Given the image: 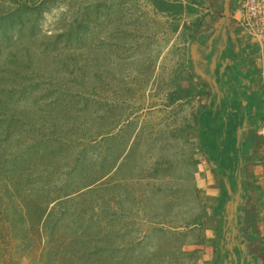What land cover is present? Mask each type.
<instances>
[{"label":"rangeland","instance_id":"obj_1","mask_svg":"<svg viewBox=\"0 0 264 264\" xmlns=\"http://www.w3.org/2000/svg\"><path fill=\"white\" fill-rule=\"evenodd\" d=\"M170 1L182 2L184 10L176 14L158 13L154 0H58L59 4L43 9L35 32L20 29L18 22L6 27V21L0 20V35L4 32L9 37L6 44H0V74L8 70L18 72L21 81L17 83L22 87L31 79L35 80L31 77L37 63L34 57L29 62L25 60L28 48L24 39H30L32 49L33 40L40 39L42 33L53 35L68 26L78 13H83L87 26L81 51L75 50L80 55L74 51L67 60L72 68L79 65L78 72L84 73L80 90L88 96V105L77 113L66 111L55 116L57 123H64L66 119L69 126L72 121L81 126L75 131L67 130L66 134L57 126L60 132L52 145L60 149L59 138L68 140L70 136L73 140L86 139L94 132V127L100 133L97 149L87 152L83 164L76 158L83 140L63 146L55 155H49L45 148V157L38 143L29 154L25 151L20 159L12 161L14 155L21 152L22 149L17 150L20 146L33 147L32 142L38 140L39 135L44 133L45 136L47 130H39L40 122L19 130L8 139H2L0 134V170L11 171L4 173L7 179L13 169L15 174L22 169L33 172L30 173L32 178L22 184L0 178V264H205V251L211 242L205 219L211 215L213 202L206 184L212 187L220 184L214 178L213 168L197 136V119L208 91L194 76L189 53L190 46L201 45L198 30L214 23L212 20L220 15L221 9L209 0ZM12 3L0 0V16L10 10ZM223 12L224 6L220 20ZM228 18L235 29L231 36L237 35L244 46L240 31L232 17ZM226 36V33L221 35L222 39ZM211 49L209 46L208 51ZM18 50L23 52V60L15 61L14 65L4 61L11 52L22 56ZM228 53L232 54L230 49ZM52 54L46 55L49 60H54ZM251 58L259 70L264 91V46ZM57 59L62 60V57ZM68 75L60 73L58 78L68 81ZM76 86L72 80L68 81L67 87ZM4 89V94L11 90L0 81V90ZM178 90L182 95L176 93ZM46 97L27 99L36 111L33 120L43 119L42 125L46 117L51 119L50 112H55V107L46 109ZM15 102L12 99L10 106ZM41 113L45 114L38 117ZM28 115L21 113L24 119ZM85 119L95 120L88 130L84 126ZM212 125L207 120L200 131L206 129V135L218 136ZM232 138L228 137L229 147L233 146ZM256 140L260 160L264 163V118ZM92 154L97 156L95 164H92ZM91 172L93 176L102 177L98 181L99 192L80 197L85 177ZM231 186L227 197L235 192L232 193L236 189L234 180ZM44 191L49 192L48 197L42 195ZM66 193L72 194L65 205L69 212L56 215L63 219L58 223H67L68 228L60 233L65 232L62 235L65 240L66 235L72 238L76 232H81L83 239L79 246L90 235L95 237L92 243L99 247L98 260L79 256L82 250L77 252L78 243L75 246L71 242L61 251L60 245L48 242L44 226L41 231L34 221L21 217L26 214L27 204L42 209L53 202L52 196ZM226 196L219 200V205L222 206ZM50 206H45V213ZM78 206L83 211L78 212ZM91 206L95 207L94 211ZM91 215L96 223L90 221Z\"/></svg>","mask_w":264,"mask_h":264},{"label":"trees","instance_id":"obj_2","mask_svg":"<svg viewBox=\"0 0 264 264\" xmlns=\"http://www.w3.org/2000/svg\"><path fill=\"white\" fill-rule=\"evenodd\" d=\"M10 1H12L13 2L12 4L14 5L11 6L9 8L10 10L8 12H5L3 16H0V20L6 21V27H10L12 25L14 26V24L18 22L16 24L19 25L20 29L25 28L24 30L26 31L29 29L30 32H35L36 26L38 25V22L36 21L42 15L43 9L48 8V7L51 8V5L60 3V2L57 3L58 0H10ZM153 6L158 13L176 14L184 10V6L182 2L180 1L175 2V1H170V0H154ZM191 9L193 8L191 7ZM86 26L87 25L85 23V16L83 15L82 12H80L76 15V17L73 18V20L68 24V26H64L59 32H56L53 35L42 33L40 39L37 38L33 40L32 49L30 47V42H28L30 39H24L25 43L27 44L26 47L28 48L26 49L28 53L25 55V60L27 58L28 59L27 62H29L34 57V60H36L37 62L36 66L33 67L34 74L31 77L35 80H32L30 78L31 82L29 84L27 83L23 84L21 87L20 84L17 83L21 81V78H19V75H18L19 73L18 72L15 73L14 70H8L7 73L0 74V81L4 82V84L7 87H9V89L11 88V90L7 94L3 93L5 89L0 90V134L2 136L1 138L8 139L9 137H11L12 134H15L19 130L24 129L27 126H29V128L31 127V125L35 126L36 123L38 124L39 122L41 123V125L39 126V130L40 128L47 130L45 133V136L43 133L39 135L38 140L36 139L32 142V145H34L33 147L20 146L17 150L22 149L21 152L16 153V155H14V157L11 159L12 161L16 162L18 159H20V157L25 153V151H27L26 153L29 154L32 151V149L37 148L35 147V145H37L38 143H39V146L41 145V155L45 157V153L43 152L45 148L48 149L47 152L49 155H55V153L59 151L61 148H63V146L69 145L71 144V142H74L76 144V143H79V141L83 140L84 142L81 146V149L76 154L77 162L79 164H83L86 162L85 157H86L87 152L89 151L94 152L97 149V144L99 142L97 137L100 135V133L96 131L97 127L93 128L94 132H92V134L86 139L82 137L81 138L77 137L73 140L71 139V136H70L68 140L64 138H59V145H60L59 148L60 149H58L55 146L56 144L52 145L53 139L58 138L57 133L60 132V131H57L58 130L57 126H60L61 131H66L65 134L67 133V130L75 131L76 129H80V126H81V125H74L73 121H72L73 125L71 124L69 126L67 124L66 119H64L65 120L64 123H57V119L55 118V116L58 113L59 114L62 112L65 113L66 111H72V112L74 111L75 113H77L81 110H84L86 106L88 105V96L87 95L85 96L84 92L80 90V85L84 81V75H83L84 73L82 71L78 72V70H81L79 65H77L74 69L71 67V64H70L71 62L69 63V61L67 60V57L69 56L71 57L72 52H74L76 49L78 51H81L80 45L83 43L84 28ZM6 39L9 40V37L4 32H2L0 35V44L1 45L6 44L7 43L5 41ZM71 45L74 48L71 47ZM190 47L191 49L189 53V59H190L191 70L193 71L194 75L202 74L201 70H198V66L196 65V62L198 61L200 57L199 49L201 48L198 49L197 45H195V48L193 46H190ZM72 48L74 50H72ZM30 50L35 51V53H32ZM18 52H22V51L18 50ZM37 52H40L39 56H36ZM47 54H52V59L54 60H49L46 56ZM78 54L80 55V52L76 53V55ZM23 55H24L23 52H22V56H20L19 54L15 55V53L11 52L7 54V56L5 57L6 60L4 61H7L8 63H10L11 61V64L14 65L15 61L24 59ZM58 56L60 58L62 57V60H58L57 59ZM74 59H77L76 63H78L79 61L78 57ZM59 69H62L63 71L69 74L68 81L72 80L77 85L75 88L67 87L68 81L66 79L64 80L62 78H58V74L65 73V72L58 71ZM7 76H10V77L7 79ZM38 87H40L41 89L40 88L38 89ZM33 93H36V95L34 96ZM176 93L177 94L179 93V95H182L181 90H178ZM42 96H45V97L48 96L46 97L47 101H44V104L46 105L47 110H49V108L51 109L55 107L54 108L55 112L53 114H51L50 112L49 118L51 117V119H48V117H46L47 121L45 122V125L44 124L42 125L41 121L43 119L38 120V121L33 120L35 119L36 111L30 105L31 102L27 100L31 97H35L36 99H42ZM12 99H15L16 104H14L11 107L10 102ZM5 103H7V105ZM38 108L43 111L42 108L40 107ZM19 111H20V114H19ZM24 112H27L29 114L27 119H24L21 116V113L23 114ZM45 113L39 114L38 117H40L41 115H44ZM67 120L69 121L72 119L68 118ZM94 122L95 120H93L92 122V120L85 119L84 126L86 130H88L90 125H93ZM48 131L50 132L48 133ZM201 147L202 149H204L202 145ZM38 152L39 151L37 149L35 153L38 154ZM204 152L208 155L207 156L208 161L209 162L212 161L214 166L216 164L226 165L227 163H225V161L229 160V159H224V160L222 159L223 157L221 156V149L218 146V144L217 145L215 144V146L209 150L204 149ZM96 158H97L96 155L91 156V159L94 162L92 164H95V162H97ZM222 168L227 169L225 166H223ZM93 169H94V166L92 167V170ZM13 170H14L13 173H11L12 176H9L11 179L10 178L7 179V176H5L4 174L6 171L11 172L10 170H7V169L5 171L0 170V178H4L5 180L13 184H18V183L22 184V182L24 183L26 180H30V178H32L30 173L33 174V172H31L29 169H22L21 172L16 173V174H15V169ZM97 170L98 168H96V171ZM101 178L102 177L100 174H96L93 176L92 172L88 173L87 176L85 177L84 187H82V190L80 192V193L83 192L84 194L82 193L79 196L81 197L85 194L92 195L94 194L93 192L98 193L99 192L98 181ZM222 180L223 179L221 177L220 178L221 183L224 182V180L223 181ZM222 186H223L222 187L223 195L221 196V198L223 196L228 195L226 186L230 187V184L229 182H226V183L224 182ZM42 195H44V197H48L47 195H49V192L46 193L44 191ZM71 195L72 194L66 193V194H62L61 196H58V195L52 196L51 199H53V202L50 203L52 205L50 206V204L48 203L45 205L46 208L50 206L47 213H45V209H46L45 206H43L42 209H39V208L29 206L27 204L24 207L26 210V214L22 215L21 217H24L26 218V220H29V221H34L33 224L35 225L37 224L41 228V231L45 229L47 231L48 242L49 243L54 242L55 245L56 244L60 245L62 247L61 251L62 250L65 251L70 246L71 242L74 243L75 246L78 243V247L76 249L77 252L82 250L78 253L79 256H85L88 258L94 257L93 260L94 259L98 260L99 247L96 244L92 243V239H95V237L90 235L89 238L85 240V242H82L83 243L82 245L86 244L90 247H84L82 245L81 247L79 246V244L81 243V239H83L81 235L79 234L81 232H76V234H74V236L72 237L73 239L70 238V236L66 235L67 238L65 240L63 239L64 236H62L65 234V232L62 235H61L62 232L60 233V231H63V229L68 228V224L67 223L59 224L58 220L60 221L63 219L60 215H56V214L59 212L60 214H64V211L69 212L65 205L67 202H70ZM225 198H226L225 202L227 200H230V196L229 197L226 196ZM91 199L92 198H90V200ZM225 202L222 205H224ZM37 205L39 204L37 203ZM88 208H89V205H88ZM57 209L59 211L55 212L54 210H57ZM85 209L87 210L86 207ZM91 209L94 211L95 207L91 206ZM81 210L83 211V209L79 208L78 206L77 211L80 212ZM93 215L90 216V221L93 223H96V221L94 222L93 220ZM42 218H44V220L41 223L40 220ZM42 226H44L43 229H42ZM96 242L97 241L94 240V243ZM56 252L57 254H60V251H56Z\"/></svg>","mask_w":264,"mask_h":264},{"label":"flooded vegetation","instance_id":"obj_3","mask_svg":"<svg viewBox=\"0 0 264 264\" xmlns=\"http://www.w3.org/2000/svg\"><path fill=\"white\" fill-rule=\"evenodd\" d=\"M209 2L221 11L220 15L212 20L214 23H208L198 30V33H201L200 40L198 39L201 45L198 44L197 48L201 49L196 65L202 74L194 76L205 86L208 93L206 102L202 104L199 112L196 125L198 132H196L204 149L209 150L218 144L222 159H229L225 163L232 164L231 167L227 164L214 166L210 161V166L219 179L222 177L225 183L230 184L231 180H234V183L240 185L244 181L239 171L241 164L247 158L249 151L255 147L258 128L264 118V91L256 64L243 49L237 35L231 36L233 30L235 31L231 20L224 16L220 20L224 0H209ZM233 2V0L232 3L231 0L229 2L230 17ZM223 33L227 35L225 39L221 37ZM215 36L217 39L213 38L212 43L209 44V38ZM210 45L212 49L208 51ZM228 48L232 54L228 53ZM202 120L205 122L203 123ZM207 120L213 124L212 128L217 130L218 136L210 139V136L206 135L208 130L200 131ZM232 136L233 146L229 147L228 137ZM223 166L227 169L222 168ZM219 169L223 171L218 173ZM239 193L235 189L232 197L240 199Z\"/></svg>","mask_w":264,"mask_h":264},{"label":"crops","instance_id":"obj_4","mask_svg":"<svg viewBox=\"0 0 264 264\" xmlns=\"http://www.w3.org/2000/svg\"><path fill=\"white\" fill-rule=\"evenodd\" d=\"M213 38L217 39L216 36L209 38L210 44ZM244 46L250 56L259 50L255 44L245 42ZM260 159L259 148L256 146L241 164L239 171L244 178L243 184L237 185L235 182L240 199L230 195V200L222 206L219 200L223 195V183L213 170L214 178L220 185L212 187L206 184L213 202L210 205L211 215L205 219L206 233L211 237L205 251V264H264V224L261 221L264 207V163ZM226 188L230 194L231 184Z\"/></svg>","mask_w":264,"mask_h":264},{"label":"built area","instance_id":"obj_5","mask_svg":"<svg viewBox=\"0 0 264 264\" xmlns=\"http://www.w3.org/2000/svg\"><path fill=\"white\" fill-rule=\"evenodd\" d=\"M232 20L241 33V39L249 45L264 46V0H235ZM264 224V207L261 212Z\"/></svg>","mask_w":264,"mask_h":264},{"label":"water","instance_id":"obj_6","mask_svg":"<svg viewBox=\"0 0 264 264\" xmlns=\"http://www.w3.org/2000/svg\"><path fill=\"white\" fill-rule=\"evenodd\" d=\"M229 2H230V0H224V12H223V16L224 17H227V18L230 15Z\"/></svg>","mask_w":264,"mask_h":264}]
</instances>
